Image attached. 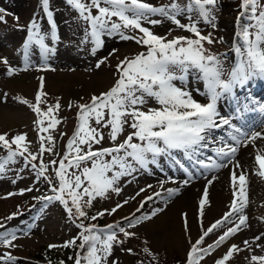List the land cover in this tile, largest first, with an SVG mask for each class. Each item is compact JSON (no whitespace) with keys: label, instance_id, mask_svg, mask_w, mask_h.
I'll use <instances>...</instances> for the list:
<instances>
[{"label":"rangeland","instance_id":"1","mask_svg":"<svg viewBox=\"0 0 264 264\" xmlns=\"http://www.w3.org/2000/svg\"><path fill=\"white\" fill-rule=\"evenodd\" d=\"M82 2L88 4L90 0H82ZM142 2L154 7L178 4L182 11L176 19L181 25H194L202 36L210 35L213 43L203 41L204 48L219 57L225 73L235 67L240 59L236 49L242 44L239 36L242 25L254 22L250 19L251 12L242 6L243 0H216L214 6H208L211 8L210 23L200 15L195 5L192 11L187 10L189 0H142ZM259 3L264 5V0H259ZM48 8L52 12V21L58 37L55 41L51 35L52 24L49 23L42 0H0V17H2L0 20V115L5 109H8L9 115V120L0 118V134H7L6 138L9 141L16 135H26L25 141L21 143L22 146L27 145V152H24L23 156L18 155L15 163L7 164L5 171L0 173V224L3 225L0 233H15L17 236V239L12 241L13 246L0 244V256L8 253L15 258L13 261L0 260V264H39L44 260L39 258L37 253L43 247L49 248L50 245H55L50 248L59 251L60 248L67 247L64 245L71 239H79L81 231L75 226L63 204L59 201L38 200L42 193H51V187L43 176L37 177L31 163L39 166L42 159L48 165L45 175L50 177L54 184L57 178L53 169L58 167L59 160L66 152L67 141L72 138L77 129L79 105L89 104L94 95L99 96L101 93H106L115 85L120 76L117 65L121 61L147 51L146 46L132 39L122 40L116 34L102 35V45L96 47L90 35L89 22L81 17L78 10L69 4L68 0H49ZM91 12L93 16L98 14L95 8H92ZM235 15H238V22L233 33V40H230L227 35V24L224 23L230 19L233 20ZM112 19L119 22L116 17ZM33 20L39 26V34L44 36L48 51L41 49L35 42L25 47L29 37V25ZM148 20L160 22L151 24L142 20V26L149 28L157 36L166 37L167 40L174 37L197 38L194 33L179 27L166 16L149 15ZM122 31L128 36L143 35L132 28L122 29ZM5 60L7 64L4 63ZM101 61L103 63H100ZM9 68L15 70L11 75L8 72ZM40 77H43L42 91L44 93L41 97L42 103L39 105L41 111H47L57 101L60 105L58 110L54 109L50 116L43 120L44 128H48L52 118L59 121L54 128H48L47 132L39 130L41 127L36 123L38 117L33 108L21 102V99H26L32 105L36 104L35 97L40 91ZM263 80L256 78L251 81ZM185 83L194 99L200 103L208 102L203 94L205 92L204 83L197 78L195 71L191 72ZM177 84L179 85L178 81ZM239 89L234 91L237 92ZM229 96L225 95L218 101V104L223 101L222 105L227 108L219 111L220 117L225 116L224 111L230 110L228 109L229 100L226 99ZM158 107L155 100L148 98V103L144 105L143 110ZM228 116L234 123L232 118L235 115L229 114ZM105 119H107V114ZM90 123L92 127H99L94 120ZM100 131L104 138L99 144L93 145V150L109 148L122 143L133 129L125 125L124 131L115 142L110 139V128H100ZM254 131H249L248 135L251 136ZM260 134L261 136L254 142H241L237 145L238 150L231 163H228L227 159L220 161L227 165L225 167L203 169L199 166L201 174H196L194 160H187L184 153L174 151L171 156H159L157 163L149 164L147 168L136 165L137 171L117 181L115 186L120 188L119 193L109 190L104 196L95 197L99 212L104 213L102 215L104 222L108 225H118L113 229L116 233V242L113 243L107 264H136L144 256H148L156 264H187L191 246L200 238L203 231L230 210L227 209L230 201L233 200V194L228 197L224 208L221 207L218 210V214L215 207L211 204L207 206L208 203H206L203 215H201L200 204L196 196L195 202L193 200L189 202H194V207H196L197 201L198 207L192 215L187 216L185 212L181 214L182 212L178 211L177 222L172 221L171 223L166 222L162 217L177 204L179 196L184 191L190 190V187L197 182L199 191L204 186L208 190L214 187L221 188L224 184L228 185L226 183L228 174L225 175L226 180L221 177V174L223 175L229 165H232L229 181L235 170L237 175L241 172L246 175L255 173L264 182V176L259 175V172L264 169H260L256 162L258 153L264 155V132ZM48 135L53 137V143L45 139L44 147L45 149L52 148V151H45L41 158V137L46 138ZM228 142L232 143L230 140ZM12 147L15 150L17 146L12 145ZM81 147L87 151L86 146ZM29 153L37 155L38 159L26 163L24 157ZM7 154V149L0 147V157H6ZM248 157L253 171L249 166H244V161ZM53 160L57 161L56 165L50 163ZM237 162L240 165L239 168H235ZM242 165L245 168H242ZM87 166H91L90 162ZM71 171L74 169H69V172ZM180 181L183 183L181 184ZM209 181H211L210 184ZM246 181L247 206L243 214L247 216V226L242 227L214 251L204 256L199 264H216V261L221 259L232 245H236L241 250L234 252L226 264H250L251 256H264V191L257 190V198L253 199L251 181L248 178ZM230 188L233 190L232 184ZM27 189L32 190L27 191ZM168 189L175 191L169 194ZM10 193L12 195H9ZM157 193L160 195H156ZM200 193L199 197L202 199L204 193ZM125 201L127 203H124ZM118 204L122 207L118 208L115 213L109 214L111 209L116 208ZM257 205L261 207L259 211L252 208ZM221 213H223L222 216ZM140 217L150 218L141 219L134 227H129L130 221L135 222L136 218ZM232 220L234 223L238 222L235 216ZM234 223L215 229L204 238L201 247L207 248L208 245H214L227 228L234 226ZM120 228L133 235L125 236ZM257 236L261 239L254 240ZM244 241H249V245H245ZM68 247L72 248L71 245ZM145 248H148L152 255L146 254ZM128 249L132 250L131 253ZM59 252L61 256H64L61 251Z\"/></svg>","mask_w":264,"mask_h":264},{"label":"snow or ice","instance_id":"2","mask_svg":"<svg viewBox=\"0 0 264 264\" xmlns=\"http://www.w3.org/2000/svg\"><path fill=\"white\" fill-rule=\"evenodd\" d=\"M68 3L78 10L83 19L89 22L90 35L96 47L102 45V35L116 34L122 40L132 39L136 43L146 46L147 51L121 61L117 65L120 76L115 85L106 93H101L99 96L94 95L89 104L79 105L77 129L72 138L67 141L66 152L59 160L58 167L53 169L58 185L53 184L52 179L45 175L48 165L42 159L38 166L31 163L38 159L37 155L29 153L24 157L26 163H31L37 177L43 176L51 187L53 195L41 199L49 202L59 201L64 205L70 217L95 220L97 217L89 218L84 209L91 207L95 197L104 196L109 190L119 193L120 188L115 186L117 181L121 177L132 175L137 171L136 165L147 168L149 164L157 163L159 156H171L174 151H179L184 153L189 160H194L203 169H219L227 165L219 163L218 159H227L228 163H231L238 150L237 145L241 142H254L261 136L256 132L249 136L240 127L233 125L230 119L220 117L217 108L218 101L223 96H235V89L245 87L253 79H264V5H261L259 0H243V8L251 12L250 19L254 22L242 25L239 33L242 44L236 49L240 59L235 67L227 73H225L219 57L204 48L203 41H207L209 44L213 43L210 35L202 36L194 25H181L176 19V16L182 11L176 3L162 7H154L142 0H90L88 4L83 3L82 0H68ZM215 3L216 0H189L187 10L192 11L193 5H195L199 9L200 15L210 23L211 8L208 6H214ZM42 4L49 23L52 24L51 35L55 41L58 37L55 32V24L52 21V12L48 8L49 0H42ZM92 8L97 10V15H92ZM156 14L168 17L179 27L194 33L197 38L174 37L167 40L166 37L155 35L149 28L143 27L141 21L157 24L160 21L148 20L149 15ZM113 17H116L119 22L114 21ZM128 28L138 30L143 35L139 37L125 35L122 29ZM32 42L38 44L44 51L49 50L44 43V36L39 34V26L35 20L29 25V37L25 47L27 48ZM4 63L7 64V60ZM14 71L9 68V75ZM192 71H195L197 78L204 83L205 92L203 94L208 100L207 103L198 102L187 90L185 82ZM39 79L41 82L40 91L35 97V105L30 104L26 99H18L33 108L38 117L36 123L42 125L44 121L41 117H49L54 109H59L60 105L57 101L47 111H41L39 105L42 103L41 97L44 95L42 91L43 77ZM148 98L155 100L159 107L143 110L144 105L148 103ZM261 111H264V107L261 108ZM237 112H239V108ZM106 114L107 119H105ZM93 120L99 127H92L90 121ZM57 123L59 121L52 118L48 128H54ZM125 125H128L133 131L126 136L122 143L109 148L93 150V145L99 144L104 138L100 128H110V139L115 142L124 131ZM224 126H228L231 131H229L227 139L220 137L217 141L213 132ZM48 128L41 127L39 130L47 132ZM6 137L7 134H0V147L6 148L8 153L6 157H0V173L5 171L7 164L15 163V158L18 155L23 156L24 152H27V145L22 146L21 143L25 141L26 135H16L11 141ZM45 139L49 143H53L51 135L46 138L41 137V158L45 151H52V148L45 149ZM229 140L232 143H229ZM214 144L222 146L210 147ZM12 145L17 146L15 150ZM81 146H86L87 151ZM204 150L212 151L214 156H206ZM200 156H205V159H200ZM107 157L110 159H106ZM89 162L90 167L87 166ZM256 162L260 169H264V155L258 153ZM50 163L56 165L57 161L53 160ZM239 167L237 162L235 168ZM69 169H74V171L69 172ZM185 170L187 171V169ZM110 173L111 175H109ZM259 175L264 176V171H260ZM231 179L233 200L230 210L203 231L200 238L191 246L187 264H199L204 256L214 251L242 227L247 226V216L243 214V210L247 206L246 176L243 172L237 176L236 171L233 170ZM210 183L211 181H209ZM31 190L27 189V191ZM167 191L171 194L175 190L168 189ZM156 195H160V193ZM85 197H87L86 200ZM69 200L71 206H69ZM206 203L207 189L199 201L201 215H203ZM120 207L122 205L118 204L116 208L111 209L109 214L115 213ZM97 215L102 216L104 213L101 212ZM234 216L238 220L236 223L232 220ZM149 218H136L135 222H129V227H134L141 219ZM229 223H234V226L227 228L214 245H208L207 248L201 247L206 236ZM2 227L3 225L0 224V228ZM77 227L82 229L78 237L81 240L79 245L81 252L77 253L75 264H107L113 243L116 242V233L113 229L118 225H108L106 229H98L96 225L85 226L81 221ZM120 231L124 232L125 236L133 235L123 228H120ZM15 239H17L15 233H0V244L4 246H13L12 241ZM260 239V236L254 238V240ZM75 242L74 239L64 246L75 245ZM244 243L249 245V241H244ZM49 247H55V245ZM240 250L236 245H232L228 252L216 261V264H226L233 253ZM128 251L131 253L132 250L128 249ZM144 252L152 255L148 248H145ZM14 259L8 253L0 256V260L13 261ZM250 264H264V256H251Z\"/></svg>","mask_w":264,"mask_h":264},{"label":"bare ground","instance_id":"3","mask_svg":"<svg viewBox=\"0 0 264 264\" xmlns=\"http://www.w3.org/2000/svg\"><path fill=\"white\" fill-rule=\"evenodd\" d=\"M238 22V15H235V17L232 19H230L229 21H226L224 24H227L228 27V38L231 40H233V33L236 27V24ZM53 82H56L55 80L52 79ZM247 93V94H252L249 99L251 100L249 104H244L242 102H238V104L236 105V108L238 109H242V110H249V112H247L245 114V116L243 117V119L239 116L234 120V123L231 122L233 125H237V124H241L242 130L245 132H249L252 129H255L254 132L256 133H262L264 132V111H261V108L264 107V81L263 82H250L245 86V89H241L238 91V95H242ZM227 100H229V98H226ZM230 101V100H229ZM228 101V109L230 110H226L224 112H226L225 116H221L223 118H228L229 119V114L233 113L234 110H236V108H234L230 102ZM221 101L218 105V111H223L225 109H227L226 107H224L222 105ZM227 102V101H226ZM0 118L2 120L4 119H8L9 120V115H8V109H5L1 112ZM231 121V120H230ZM229 131H231V129L228 128V126H224L222 129H217L213 132V136L217 139V141H219L220 137H224L225 139H227L228 137V133ZM216 146H222L220 144H214L211 145L210 147H216ZM205 155H211L214 154L212 151L209 150H204ZM200 159H205V156H200ZM187 160H189L187 158ZM221 161V160H219ZM189 162V161H188ZM220 163V162H219ZM250 160L249 157L247 159H245L244 161V166L246 167H250L251 171H253V168L251 167V165L249 164ZM189 165H192L191 163H189ZM234 166V165H233ZM242 165V168H245ZM199 165L194 163V171L196 172V174H201V171L198 169ZM232 171V165L228 166V168H226V170L223 172V175L221 174V177L223 179L226 180L225 175L228 174V181H226V183H228V185L222 186L221 188H211L207 190V206L210 204L212 205V207H215V209L217 210V214H218V210H220V208L222 207V209L224 208L228 197L231 196V194H233V190L230 188V184H232V179L231 181H229V172ZM256 172V170H255ZM239 175V174H238ZM237 175V176H238ZM246 176V180L247 178L249 179V181H251L252 184V198L256 199L257 195L256 192L263 190L264 191V182L262 181L261 178L258 177L257 174L255 173H250L245 175ZM180 183L182 184L183 181H180ZM198 182L193 184L190 188V190H186L184 191L180 196H179V200L176 202L177 204L173 206V208L167 213L165 214L162 219H164L166 222H177L178 220V211H181L183 214V212H185L187 214V216L192 215V213H194V211L197 209V201H200V195L202 193L205 192L206 186H204L201 191H199L198 187ZM237 186H238V181H237ZM223 188V189H222ZM232 188H233V184H232ZM196 196L198 197V199L196 198ZM196 201V207H194V202ZM194 201L193 203H189L191 201ZM260 200V199H259ZM258 200V201H259ZM232 203V200L230 201V205ZM178 206L179 208H174ZM254 210L259 211L261 209L260 205L257 206H253L252 207ZM227 209V208H226ZM230 209V206L228 207L227 210ZM188 210V211H185ZM225 211V210H224ZM221 216L223 215V213L220 214ZM220 215H217V217H220ZM181 219V216H179Z\"/></svg>","mask_w":264,"mask_h":264},{"label":"trees","instance_id":"4","mask_svg":"<svg viewBox=\"0 0 264 264\" xmlns=\"http://www.w3.org/2000/svg\"><path fill=\"white\" fill-rule=\"evenodd\" d=\"M44 118L45 117H41V119H43V120H44ZM40 126L43 127L44 124H42ZM54 184L58 185V180H56L54 182ZM50 195H53V193L52 192L51 193H42L41 197L38 200L42 201V200H44V199H41L42 197H46V196H50ZM69 206H71L70 200H69ZM84 210L86 211L87 216L89 218L92 216H96L97 218L95 220H91V219L77 218V217L73 216L71 218L74 221V224L76 227L78 224L81 223V221H83L85 226L96 225L98 229H106L108 224L104 222V217L97 215L100 212H99V209L97 207V203H96L95 198L92 200L91 207H87ZM73 211H75V210L73 209ZM79 230L82 231L81 228H79ZM75 241H76L75 245H71L72 248L68 247V246L60 248L59 251H61L64 254V256H61L60 252L58 250H55V249L50 248V247L49 248L43 247L39 251V253H37V256L44 260V262H40L39 264H75V258L77 256V253L81 252V250L79 248L81 240L75 239ZM136 264H156V263L154 261H152V259L149 258L148 256H144L140 259V262H138ZM163 264H171V263H163ZM173 264H176V263H173Z\"/></svg>","mask_w":264,"mask_h":264}]
</instances>
